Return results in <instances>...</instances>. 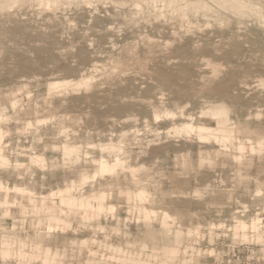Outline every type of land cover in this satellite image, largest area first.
<instances>
[{"label":"rangeland","instance_id":"374dc122","mask_svg":"<svg viewBox=\"0 0 264 264\" xmlns=\"http://www.w3.org/2000/svg\"><path fill=\"white\" fill-rule=\"evenodd\" d=\"M0 264H264V0H0Z\"/></svg>","mask_w":264,"mask_h":264},{"label":"bare ground","instance_id":"6f19581e","mask_svg":"<svg viewBox=\"0 0 264 264\" xmlns=\"http://www.w3.org/2000/svg\"><path fill=\"white\" fill-rule=\"evenodd\" d=\"M199 1H200V0H198V2H199ZM228 2H229V1H228ZM40 5H41V4H40ZM67 17H68V15H67ZM187 18H188V17H187ZM222 20H223V19H222ZM197 23H198V22H197ZM205 23H206V22H205ZM138 24H139V22H138ZM192 24H193V23H192ZM222 24H223V23H222ZM188 25H189V24H188ZM190 25H191V24H190ZM193 26H194V24H193ZM203 26H205V25H203ZM206 26H207V25H206ZM196 28H197V27H196ZM198 28H199V26H198ZM202 28H203V27H202ZM190 29H191V28H189V29H187V30H190ZM193 29H194V27H193ZM200 29H201V26H200ZM187 30L184 31V32L187 33ZM203 30H205V29H203ZM210 31H211V30H210ZM173 32H174V30H173ZM189 32H192V30L189 31ZM186 33H183V34L185 35ZM203 33H204V32H203ZM208 33L210 34V32H208ZM211 33H212V32H211ZM204 34H206V32H205ZM196 35H197V34H196ZM186 36H187V35H186ZM141 37H142V36H141ZM206 37H207V36H206ZM181 38H182V35H181ZM183 38H184V36H183ZM189 38H190V37H189ZM186 39H187V38H186ZM191 40H192V39H191ZM193 40H194V39H193ZM237 40H238V39H237ZM188 41H189V39H188ZM188 41H187V43H189ZM192 44H194L193 41H192ZM72 45H73V44H72ZM145 45H146V44H145ZM129 47H130V46H129ZM184 49H185V48H184ZM187 49H188V48H187ZM126 50H127V48H126ZM131 50H132V49H131ZM206 61H207V60H206ZM140 62H141V60H140ZM207 62H208V61H207ZM207 62H206V65L208 66L209 63H210V61H209V63H207ZM206 65H204V66H206ZM143 66H144V65H143ZM207 66H206V67H207ZM140 67H142V66L140 65ZM199 67H200V66H199ZM211 67H212V66H211ZM127 68H128V67H127ZM202 68H203V66H202ZM214 69H217V68H213L212 70L214 71ZM124 70H125V69H124ZM124 70H123V71H124ZM67 71H68V70H67ZM110 74H111V73H110ZM211 74H213V75L215 74V75H216L215 71H214L213 73H211ZM213 75H212V76H213ZM216 77H217V75H216ZM214 78H215V77H214ZM262 79H263V78H262ZM205 81H206V80H205ZM212 81H213V80H212ZM212 81H211V82H212ZM60 93H61V92H60ZM198 93H199V92H198ZM199 94H200V93H199ZM159 103H160V102H159ZM219 105H222V104L220 103ZM219 105H218V106H219ZM159 106H160V104H159ZM223 107H224V105L219 106V107H215V110H218V112H222V113L224 114L223 111L226 110L227 108L224 109ZM227 110H228V109H227ZM227 110H226V111H227ZM155 111H156V110H155ZM216 113H217V112H216ZM222 113H221V114H222ZM227 113H228V111H227ZM213 114H214V113H213ZM224 115L227 116L226 112H225ZM14 116H15V115H14ZM215 116H216V114H215ZM181 117H182V116H181ZM212 117H213V116H212ZM52 118H53V117H52ZM154 120H155V119H154ZM226 127H228V126H226ZM203 128H204V127H203ZM199 129H200V127H199ZM218 129H219V128H218ZM202 130H203V129H202ZM219 130H221V129H219ZM216 131H217V130H216ZM108 138H109V137H108ZM118 150H119V149H118ZM125 154H126V153H125ZM84 155H85V154H84ZM122 156H124V154H123ZM121 161H122V160H121ZM97 163H98V162H97ZM241 222H242V221H241Z\"/></svg>","mask_w":264,"mask_h":264}]
</instances>
